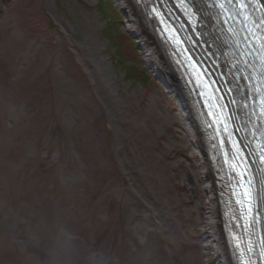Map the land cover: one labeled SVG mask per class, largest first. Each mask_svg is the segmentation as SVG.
<instances>
[{"label": "rangeland", "instance_id": "1", "mask_svg": "<svg viewBox=\"0 0 264 264\" xmlns=\"http://www.w3.org/2000/svg\"><path fill=\"white\" fill-rule=\"evenodd\" d=\"M178 116L114 0H0V264H206Z\"/></svg>", "mask_w": 264, "mask_h": 264}, {"label": "bare ground", "instance_id": "2", "mask_svg": "<svg viewBox=\"0 0 264 264\" xmlns=\"http://www.w3.org/2000/svg\"><path fill=\"white\" fill-rule=\"evenodd\" d=\"M114 3L122 9L128 18V25L133 35L140 41V44L146 54V59L154 69L156 75L166 84L171 96L177 101L179 108L178 121L182 125L186 134L187 143L191 144L197 155L198 176L190 173L184 178L195 184L200 179L201 188L203 190V198L199 199L197 206L204 208V223L200 230L202 238L203 256L206 264H234L230 248L228 245L225 233V221L221 211L220 198L217 184L212 175V170L209 162V155L206 145L203 142V136L196 121V114L194 109L185 97L183 89L173 76L169 65L154 40L144 28L140 20L135 5L132 0H114ZM95 40L98 36L95 34ZM105 45V44H104ZM106 63V59L103 58ZM110 73L108 74V79ZM118 103V102H117ZM111 123L116 128L117 111L110 109ZM120 132V131H119ZM193 187V190L195 188Z\"/></svg>", "mask_w": 264, "mask_h": 264}, {"label": "trees", "instance_id": "3", "mask_svg": "<svg viewBox=\"0 0 264 264\" xmlns=\"http://www.w3.org/2000/svg\"><path fill=\"white\" fill-rule=\"evenodd\" d=\"M54 26V25H53Z\"/></svg>", "mask_w": 264, "mask_h": 264}]
</instances>
